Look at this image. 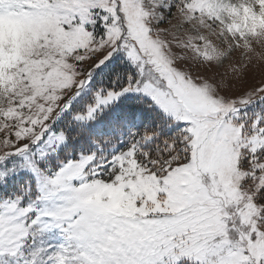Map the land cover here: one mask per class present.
<instances>
[{
    "label": "snow or ice",
    "instance_id": "1",
    "mask_svg": "<svg viewBox=\"0 0 264 264\" xmlns=\"http://www.w3.org/2000/svg\"><path fill=\"white\" fill-rule=\"evenodd\" d=\"M0 264H264V0H0Z\"/></svg>",
    "mask_w": 264,
    "mask_h": 264
}]
</instances>
